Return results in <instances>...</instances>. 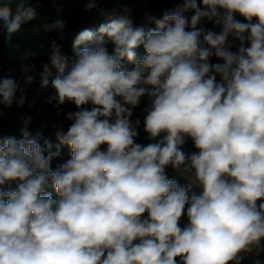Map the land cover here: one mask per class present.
Segmentation results:
<instances>
[{
	"label": "clouds",
	"instance_id": "9594fccd",
	"mask_svg": "<svg viewBox=\"0 0 264 264\" xmlns=\"http://www.w3.org/2000/svg\"><path fill=\"white\" fill-rule=\"evenodd\" d=\"M100 2L86 0L103 22L75 36L71 56L52 40L42 71L21 65L23 84L0 75V105L23 106L38 75L54 90L46 103L76 108L67 130L52 125L55 144L29 131L31 116L19 138L0 133V264H241L260 255L264 0H183L159 18L145 12L152 28L134 27L132 8ZM38 16L31 0H0V36L10 42ZM205 19L220 31L205 30ZM145 97L146 144L132 119ZM65 146L71 158L53 169Z\"/></svg>",
	"mask_w": 264,
	"mask_h": 264
},
{
	"label": "trees",
	"instance_id": "16d2710c",
	"mask_svg": "<svg viewBox=\"0 0 264 264\" xmlns=\"http://www.w3.org/2000/svg\"><path fill=\"white\" fill-rule=\"evenodd\" d=\"M41 2H49V5L56 6L58 8L61 7H69L70 12L65 17L62 16L61 13H53L49 18V23H53L56 20H63L65 22L66 29L69 30L68 33L57 37L55 40L57 44L62 47V50L67 55H72V44L75 39V36L83 29H96L103 22V17H101L98 11H86L85 3L86 0H41ZM183 0H102L99 3L100 8H108L111 9L116 6L124 7L128 6L132 8L134 11L132 13L134 27L145 26L146 28H152L154 25L148 24L145 18V12H148L151 15L159 18L162 13L166 10L174 9L178 6H181ZM32 6L36 7L37 4L33 2ZM192 13H188L187 15H191ZM236 19L243 21V17L237 14ZM201 26L205 28V30H212L219 32L220 27L215 25L213 22L208 20H203L201 22ZM13 41L18 43L23 39L20 34L14 35L12 37ZM231 40V37L229 38ZM3 40L8 41L5 37L0 36V75H7L11 72L17 80L23 84L22 76L20 69L17 68L15 64H11L9 61V46H6L7 42H3ZM109 52L112 51V45L109 43L107 45ZM232 51L236 50V44L233 43ZM140 54H143V48L137 50ZM23 53V50L20 52ZM212 63L221 62L218 61L215 56L211 58ZM124 66L131 69L133 66L128 64L126 61L123 62ZM32 88L27 86L24 90V95L26 96V101L23 106H19L17 103H13L11 106H3L0 105V133L3 135H15L19 138V128L22 126L23 120L31 116L32 122L29 125V131L35 134L37 130H42L46 138H51L53 144L56 143L54 138V129L52 125H57L58 127L62 126L65 130H67L70 121L66 119V114L69 111H76V108L71 103H66L62 106L63 111L58 112L55 108L54 104L46 103V100L39 101L38 97L34 96L37 93L31 92ZM21 93H17V98ZM147 98L145 97L141 104L139 105L140 116L139 119L141 124L139 126V136L137 138L138 143H148L147 135L143 131V121L145 116L147 115L145 108L147 106ZM91 108V107H90ZM89 108V109H90ZM186 151H195L192 142L189 140L187 145H185ZM71 158L70 150L65 146L61 149V155L58 158H55L52 161V168L56 169L59 165L65 163L67 160ZM169 179H177L178 177L173 173H167ZM179 181V180H178ZM180 182V181H179ZM12 187V185H11ZM53 195V198H56V193L54 189H47ZM196 194H199V190H195ZM181 227L187 225V217L186 215L181 220ZM256 260H260L261 264H264V252L260 253V255L249 256L241 261V264H254Z\"/></svg>",
	"mask_w": 264,
	"mask_h": 264
},
{
	"label": "rangeland",
	"instance_id": "374dc122",
	"mask_svg": "<svg viewBox=\"0 0 264 264\" xmlns=\"http://www.w3.org/2000/svg\"><path fill=\"white\" fill-rule=\"evenodd\" d=\"M35 2L37 4L36 8L39 13V16L36 20L27 22L22 26V29L19 33L23 38L20 43L13 41H6V46H9V61L11 64H15L18 69H20L23 63L35 65L37 71H42V65L49 62V48L50 42L55 40L57 37L65 33H68L69 30L63 28L62 30H56L52 32H46L41 27L42 24L49 23V18L53 13H61L63 17L69 14V7L58 8L56 6L49 5V2H41V0H31V4ZM14 34V35H17ZM13 35V36H14ZM23 50V53H20ZM70 56V55H69ZM53 75H55V70H53ZM22 80L23 74L21 73ZM32 89L31 92L37 91L34 96L38 97L39 101L47 100V98L53 94L54 90L49 86L48 88H42L39 81V76L35 78V82L28 85ZM89 108L91 105L88 106ZM139 107V106H138ZM136 107L133 110L132 119H139L140 110ZM140 120V119H139ZM175 174L171 169H168L167 173ZM178 177V180L181 184L186 183V181L179 177V174H175ZM8 186H5L7 188ZM12 187H15V183L12 184Z\"/></svg>",
	"mask_w": 264,
	"mask_h": 264
},
{
	"label": "crops",
	"instance_id": "0c3cea01",
	"mask_svg": "<svg viewBox=\"0 0 264 264\" xmlns=\"http://www.w3.org/2000/svg\"><path fill=\"white\" fill-rule=\"evenodd\" d=\"M249 256H252V255H249ZM249 256H248V257H249Z\"/></svg>",
	"mask_w": 264,
	"mask_h": 264
}]
</instances>
